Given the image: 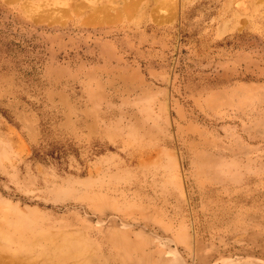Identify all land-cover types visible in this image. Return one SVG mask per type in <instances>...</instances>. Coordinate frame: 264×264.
<instances>
[{
  "label": "rangeland",
  "instance_id": "obj_1",
  "mask_svg": "<svg viewBox=\"0 0 264 264\" xmlns=\"http://www.w3.org/2000/svg\"><path fill=\"white\" fill-rule=\"evenodd\" d=\"M132 1L0 0V258L264 264V0Z\"/></svg>",
  "mask_w": 264,
  "mask_h": 264
},
{
  "label": "crops",
  "instance_id": "obj_2",
  "mask_svg": "<svg viewBox=\"0 0 264 264\" xmlns=\"http://www.w3.org/2000/svg\"><path fill=\"white\" fill-rule=\"evenodd\" d=\"M243 86H246V84H244ZM248 88L250 90L251 88L250 83L248 84ZM254 96L255 95L251 96L250 91H249L248 99L246 98L244 99V101L248 103L249 110L251 107V102L252 103L255 102ZM251 98H252V101H251ZM168 202H169L168 206L167 205H160V206L154 205V199L152 197L151 204L143 205V206H140V204H138L137 210L135 209L132 212H130L133 214V216L131 219L127 218L126 220L128 223H131L129 225L141 224V223L143 224L141 226L142 228L137 229L133 226V227H128V229L126 230L128 239L131 240L132 242L130 241H127L126 243H124L123 241L120 242L119 238L116 241L114 242L111 241V243L106 244V245H103L97 242L93 243L92 241H89L88 246H89L90 256L92 257V260L95 262L97 261V259L101 261L98 255L106 256L107 259H104V261L109 260L108 259V254H109L114 258H118L119 260H125V263H127L126 259H129L136 255L137 249L135 247V243L133 242L134 241L133 239L136 238V236L144 235L145 239L150 240L153 238L151 236H153L154 232L158 231V228H155V223H158L160 221L164 223L168 222L169 224L167 223L165 224L170 226L171 222H176V218H177L176 217V213H177L176 200L174 198L173 206L172 204H170L171 203L170 200ZM167 235L169 234H166L165 236ZM118 259H112V260H118ZM98 264H101V262Z\"/></svg>",
  "mask_w": 264,
  "mask_h": 264
},
{
  "label": "bare ground",
  "instance_id": "obj_3",
  "mask_svg": "<svg viewBox=\"0 0 264 264\" xmlns=\"http://www.w3.org/2000/svg\"><path fill=\"white\" fill-rule=\"evenodd\" d=\"M133 1L135 2V1H137V0H133ZM133 1H132V2H133ZM134 2H133V4H134ZM127 4H128V3H127ZM126 8H127V7H126ZM128 8H129V7H128ZM123 9H124V7H123ZM131 9H132V8H131ZM100 11H101V10H100ZM127 11H128V9H127ZM129 11H130V10H129ZM129 11H128V12H129ZM132 11H133V10H132ZM117 12H118V11H117ZM102 13H103V12H102ZM129 13H130V12H129ZM92 14L94 15V13H92ZM92 14L90 13V15H92ZM101 15H102V14H101ZM131 15H132V14H131ZM108 16H109V15H108ZM118 17H119V16H118ZM126 17H127V16H126ZM9 260H10V259H9ZM13 262H14V261H13ZM15 263H16V262H15ZM15 263H14V264H15ZM17 263H18V262H17ZM0 264H12V263H11V262L8 263L7 261L2 260V259L0 258Z\"/></svg>",
  "mask_w": 264,
  "mask_h": 264
}]
</instances>
